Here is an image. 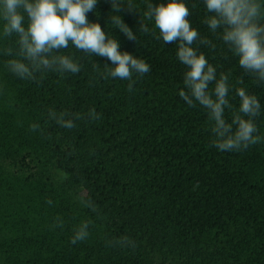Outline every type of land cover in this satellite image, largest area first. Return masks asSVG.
I'll list each match as a JSON object with an SVG mask.
<instances>
[{"label": "trees", "instance_id": "trees-1", "mask_svg": "<svg viewBox=\"0 0 264 264\" xmlns=\"http://www.w3.org/2000/svg\"><path fill=\"white\" fill-rule=\"evenodd\" d=\"M184 2L199 33L191 47L217 80L227 77L225 121L247 119L238 111L243 88L261 104L254 122L264 138V82L239 66L221 29L210 31L202 0ZM118 3L117 12L98 0L87 19L150 65L131 81L108 77L107 58L71 43L53 54L71 57L79 73L41 69L21 79L7 66L27 63L18 36H0V264H264V139L229 152L213 147L207 111L178 96L187 89L177 42L159 38L144 15L148 0ZM83 222L89 234L72 244Z\"/></svg>", "mask_w": 264, "mask_h": 264}, {"label": "clouds", "instance_id": "clouds-1", "mask_svg": "<svg viewBox=\"0 0 264 264\" xmlns=\"http://www.w3.org/2000/svg\"><path fill=\"white\" fill-rule=\"evenodd\" d=\"M98 0H0V36L16 34L18 36L19 55L24 61L9 60L7 66L17 77L32 79L34 72L54 70L57 72L79 73L80 66L69 56L54 55L57 50L67 48L71 43L85 53L107 58L111 66L107 76L121 80L133 79L134 75H144L150 71V65L143 59L128 52L120 51L117 40L109 37L99 23L89 22L87 14L92 13ZM207 13L205 18L210 31L221 29V39L231 46L243 69L255 73L260 82H264V0H202ZM118 12L121 8L118 0H110ZM145 17L159 30V38L164 44L177 42L176 58L186 66L183 85L187 89L178 91V96L189 106L194 102L202 106L212 121V146L218 151L229 152L245 149L260 143L254 119L262 112L259 100L248 95L241 88L237 90L240 115L233 117L231 123L224 119L225 107H230L227 77L216 79V69L208 64L203 54H197L191 47L199 33L191 27L186 17L190 10L184 0H165L153 5L148 0ZM123 35L136 41V36L120 18L110 19ZM140 31L148 32L146 25L140 24ZM207 43L206 40L202 41ZM215 81L211 93L207 91L210 82ZM129 90L132 84H129ZM90 118H98L94 110L89 111ZM49 117L65 128H73L72 120H66L63 114L49 112ZM235 126V127H233ZM36 130L38 125H31ZM49 203H51L49 201ZM88 223H81L71 238L76 244L88 236ZM123 243H130L124 238Z\"/></svg>", "mask_w": 264, "mask_h": 264}, {"label": "rangeland", "instance_id": "rangeland-1", "mask_svg": "<svg viewBox=\"0 0 264 264\" xmlns=\"http://www.w3.org/2000/svg\"><path fill=\"white\" fill-rule=\"evenodd\" d=\"M53 172V171H52ZM54 173V172H53ZM55 174V173H54Z\"/></svg>", "mask_w": 264, "mask_h": 264}]
</instances>
